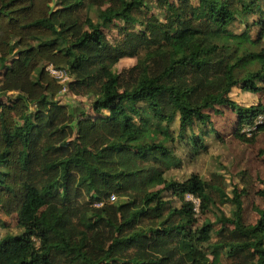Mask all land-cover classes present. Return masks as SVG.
I'll return each instance as SVG.
<instances>
[{
    "label": "trees",
    "instance_id": "1",
    "mask_svg": "<svg viewBox=\"0 0 264 264\" xmlns=\"http://www.w3.org/2000/svg\"><path fill=\"white\" fill-rule=\"evenodd\" d=\"M148 1L0 0V96L17 93L0 99V208L18 217L16 231L4 225L0 264H264V206L247 224L242 192L229 196L219 177L166 178L177 119L196 148L195 127L217 104L236 111L241 139L249 141L244 127L264 132L263 104L228 98L238 84L264 90V0H155L165 22ZM249 14L260 16L259 40L229 29ZM113 27L125 33L116 44L105 32ZM126 56L137 64L114 70ZM48 65L67 71L74 93L94 97L96 117L59 103L64 85ZM187 194L219 228L208 218L195 227Z\"/></svg>",
    "mask_w": 264,
    "mask_h": 264
},
{
    "label": "rangeland",
    "instance_id": "2",
    "mask_svg": "<svg viewBox=\"0 0 264 264\" xmlns=\"http://www.w3.org/2000/svg\"><path fill=\"white\" fill-rule=\"evenodd\" d=\"M171 1L178 2L179 0ZM189 1L193 6L199 7V0ZM262 6L264 8V2ZM147 8H149L148 13L150 15L157 16L162 22L166 21L165 11L155 0L148 1L146 4ZM90 14L97 20L95 10H90ZM259 18V15L253 14L244 17L239 16L231 23L229 29L238 34L248 31L253 39L259 40L258 38L263 33L260 24L255 23ZM115 24L123 25L124 23L117 19ZM105 32L113 44L120 42L125 34L119 33L116 27L106 29ZM259 43H261L260 46L264 45V35ZM15 57L16 55L10 61ZM137 62L138 57L126 56L119 61L114 70L120 72L125 68L136 65ZM47 69L64 85L63 91L57 97L60 104L83 110L85 115L89 117L98 115L93 109V96L76 94L68 88L72 77L68 75L67 71L57 69L52 65H48ZM4 72V70L0 71V86L4 79ZM259 84L263 86L262 83ZM16 94V92H9L0 96V99L9 104L15 99ZM228 98L244 107L258 104L264 105V90L258 93L248 92L243 89L241 84H238L232 87L228 93ZM205 112L210 114V122L205 125L197 124L192 135L199 142L197 148L193 142L190 143L189 141L190 130H187L188 133L184 137L180 136L182 133L178 119L170 127L174 139L167 141V145L171 149L172 155L176 158V164L167 169L166 178L170 181L185 182L194 174L201 176L207 181L219 177V181L229 196H233L235 187L242 192L243 220L247 224H255L259 218L257 209L264 206V199L258 194L262 188L261 182L264 179V132L254 134L252 131L255 128L244 127L241 133H245V137L249 139V141H245L236 134L238 130V115L232 107L225 104H217L213 108L205 110ZM102 115H109V111L103 110ZM262 120L263 118L258 119L259 122ZM165 194L166 198L173 200L175 205H180L178 197H174L169 190ZM114 196L115 199H112L111 195L106 201L114 202L118 198L116 195ZM87 199L89 200L88 196ZM186 199L191 200L195 204L198 213L199 220L195 227L201 226L207 218L214 222L215 228L220 227L213 212H201L199 199L191 194H187ZM103 202L95 201L94 204L101 205ZM222 208L229 216L233 210V205L229 202L223 205ZM5 224L16 231L18 229V217L16 214L7 216L0 208V237L7 231L4 227Z\"/></svg>",
    "mask_w": 264,
    "mask_h": 264
},
{
    "label": "built area",
    "instance_id": "3",
    "mask_svg": "<svg viewBox=\"0 0 264 264\" xmlns=\"http://www.w3.org/2000/svg\"><path fill=\"white\" fill-rule=\"evenodd\" d=\"M112 199H115V196L114 195L112 196Z\"/></svg>",
    "mask_w": 264,
    "mask_h": 264
}]
</instances>
